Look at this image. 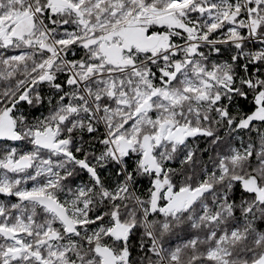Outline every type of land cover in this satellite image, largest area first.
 I'll return each instance as SVG.
<instances>
[{
  "label": "snow or ice",
  "instance_id": "obj_1",
  "mask_svg": "<svg viewBox=\"0 0 264 264\" xmlns=\"http://www.w3.org/2000/svg\"><path fill=\"white\" fill-rule=\"evenodd\" d=\"M0 264H264V0H0Z\"/></svg>",
  "mask_w": 264,
  "mask_h": 264
}]
</instances>
